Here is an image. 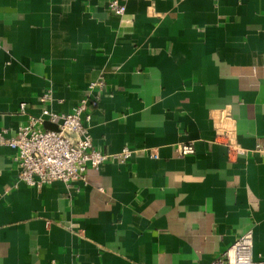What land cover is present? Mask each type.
Masks as SVG:
<instances>
[{"label": "crops", "instance_id": "1", "mask_svg": "<svg viewBox=\"0 0 264 264\" xmlns=\"http://www.w3.org/2000/svg\"><path fill=\"white\" fill-rule=\"evenodd\" d=\"M111 1L0 0V135L102 81L90 135L111 156L33 188L0 144V264H212L249 232L264 261V0Z\"/></svg>", "mask_w": 264, "mask_h": 264}, {"label": "built area", "instance_id": "2", "mask_svg": "<svg viewBox=\"0 0 264 264\" xmlns=\"http://www.w3.org/2000/svg\"><path fill=\"white\" fill-rule=\"evenodd\" d=\"M109 10L115 16L122 17L127 12L125 3L112 0ZM102 81L90 84L86 97L81 100L72 113L58 114L47 107L40 117H29L26 125L21 126L15 136L5 138L0 135V144L10 147L15 154L19 169V183L33 188L50 186L57 182L67 186L86 181L89 168L98 169L108 162L110 155L105 154L93 144L90 135V108H97L102 98ZM50 95L43 96L44 101ZM20 109L26 112V104ZM56 126V130L43 129L45 124ZM260 148V146L258 147ZM196 152L193 144L177 146L179 156H190ZM228 155L231 161L247 155V150L237 143H228ZM134 156L129 148H124L113 156L119 164H125ZM158 158L157 154H150ZM254 239L252 232L240 236L212 264H264L253 257Z\"/></svg>", "mask_w": 264, "mask_h": 264}, {"label": "water", "instance_id": "3", "mask_svg": "<svg viewBox=\"0 0 264 264\" xmlns=\"http://www.w3.org/2000/svg\"><path fill=\"white\" fill-rule=\"evenodd\" d=\"M46 127L48 128V129H52V130H56L57 129V127L56 126H53V125H51V124H46Z\"/></svg>", "mask_w": 264, "mask_h": 264}]
</instances>
